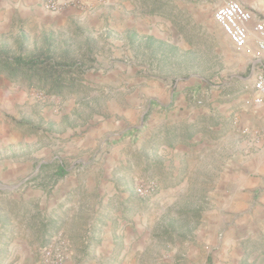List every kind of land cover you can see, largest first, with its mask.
I'll return each mask as SVG.
<instances>
[{"label":"rangeland","instance_id":"rangeland-1","mask_svg":"<svg viewBox=\"0 0 264 264\" xmlns=\"http://www.w3.org/2000/svg\"><path fill=\"white\" fill-rule=\"evenodd\" d=\"M224 1L0 0V55L78 59L80 81L0 66V264H264V185L219 210L264 147Z\"/></svg>","mask_w":264,"mask_h":264},{"label":"built area","instance_id":"built-area-1","mask_svg":"<svg viewBox=\"0 0 264 264\" xmlns=\"http://www.w3.org/2000/svg\"><path fill=\"white\" fill-rule=\"evenodd\" d=\"M66 3V2H65ZM60 4L56 1L49 2V8L57 11ZM214 19L237 48H248L251 41L264 53V17L248 8L241 0H225L215 12ZM254 104H264V61L255 71L254 79Z\"/></svg>","mask_w":264,"mask_h":264},{"label":"crops","instance_id":"crops-1","mask_svg":"<svg viewBox=\"0 0 264 264\" xmlns=\"http://www.w3.org/2000/svg\"><path fill=\"white\" fill-rule=\"evenodd\" d=\"M242 2L246 6H250L246 0H242ZM248 48L252 51V57L255 58L252 61V67L250 69V80L252 81L251 88L254 97L255 71L257 70L258 66L262 65V61H264V53L258 49L254 41L250 42ZM249 115L252 116L251 113ZM256 155L257 156L250 162H243L241 159H235L231 164H229L227 169L225 168L223 170L219 180V186L223 188L222 195L224 196V199L220 205L221 208L219 209L221 212L229 210L231 206L239 205L245 200L254 197L255 191L263 187L264 147L258 153H256ZM258 208L261 207H257V210Z\"/></svg>","mask_w":264,"mask_h":264},{"label":"trees","instance_id":"trees-1","mask_svg":"<svg viewBox=\"0 0 264 264\" xmlns=\"http://www.w3.org/2000/svg\"><path fill=\"white\" fill-rule=\"evenodd\" d=\"M78 62V59L74 58L57 60L52 55L44 53L29 57L0 55L2 71L5 70L13 78L21 75L30 80L37 78L44 82V89L48 84L49 92L58 95L63 94L65 88L72 90L79 86ZM83 64L84 61H80V65L83 66Z\"/></svg>","mask_w":264,"mask_h":264}]
</instances>
